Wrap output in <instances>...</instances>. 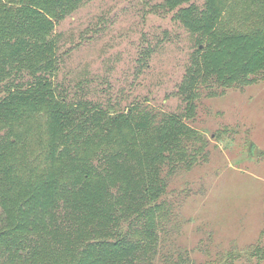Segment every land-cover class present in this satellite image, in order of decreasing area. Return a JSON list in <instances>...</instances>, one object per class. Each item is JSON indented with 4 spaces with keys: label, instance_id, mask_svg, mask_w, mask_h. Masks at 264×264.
<instances>
[{
    "label": "trees",
    "instance_id": "1",
    "mask_svg": "<svg viewBox=\"0 0 264 264\" xmlns=\"http://www.w3.org/2000/svg\"><path fill=\"white\" fill-rule=\"evenodd\" d=\"M85 1L0 0V264H159L168 178L198 153L200 89L264 73V0H162L154 11L195 36L183 110L71 95L54 29Z\"/></svg>",
    "mask_w": 264,
    "mask_h": 264
},
{
    "label": "rangeland",
    "instance_id": "2",
    "mask_svg": "<svg viewBox=\"0 0 264 264\" xmlns=\"http://www.w3.org/2000/svg\"><path fill=\"white\" fill-rule=\"evenodd\" d=\"M161 1L87 0L55 27L65 54L59 80L71 95L118 112L183 110L176 86L195 36L172 12L154 11ZM146 49L152 53L140 66ZM188 123L200 137L188 140L198 153L168 178L156 261L264 264V73L202 87Z\"/></svg>",
    "mask_w": 264,
    "mask_h": 264
}]
</instances>
